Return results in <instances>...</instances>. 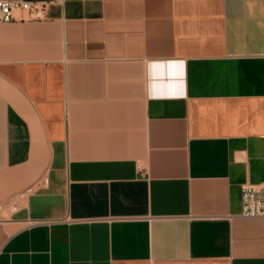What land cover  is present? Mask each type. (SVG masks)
I'll use <instances>...</instances> for the list:
<instances>
[{
  "label": "crops",
  "instance_id": "1",
  "mask_svg": "<svg viewBox=\"0 0 264 264\" xmlns=\"http://www.w3.org/2000/svg\"><path fill=\"white\" fill-rule=\"evenodd\" d=\"M25 1L44 17L0 23V264H264L240 215L264 0Z\"/></svg>",
  "mask_w": 264,
  "mask_h": 264
},
{
  "label": "built area",
  "instance_id": "2",
  "mask_svg": "<svg viewBox=\"0 0 264 264\" xmlns=\"http://www.w3.org/2000/svg\"><path fill=\"white\" fill-rule=\"evenodd\" d=\"M16 9L24 11L29 18L40 19L45 15V2L25 0H0V23L16 20ZM33 191V186H27L10 197L11 203L25 198ZM8 200V202H9ZM0 204V221H2ZM242 217L264 218V183L244 184L241 186V211Z\"/></svg>",
  "mask_w": 264,
  "mask_h": 264
}]
</instances>
